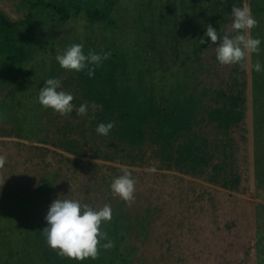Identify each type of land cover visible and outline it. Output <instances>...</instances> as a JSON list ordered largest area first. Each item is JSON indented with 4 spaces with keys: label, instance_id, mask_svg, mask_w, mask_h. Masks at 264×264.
Instances as JSON below:
<instances>
[{
    "label": "trees",
    "instance_id": "trees-1",
    "mask_svg": "<svg viewBox=\"0 0 264 264\" xmlns=\"http://www.w3.org/2000/svg\"><path fill=\"white\" fill-rule=\"evenodd\" d=\"M37 1L42 2L40 11L52 22H67L71 17H83L90 23L103 24L107 33H120L112 18L120 0H87L89 4L86 6L79 0ZM244 1H219L223 8L211 24L219 35L226 33V26L233 22V6L244 7ZM198 16L194 8L191 17ZM32 18L30 12L25 20H11L0 12V54H19L22 60L28 57L26 48L19 44L18 32ZM168 31L174 41H179L182 34H177L175 24ZM205 32L206 28H193L190 36L193 47L191 54H185L181 61L175 56L174 64L170 67L162 65L161 74L157 77H153L157 72L155 68L133 70L128 54L118 45L97 50L96 53L101 55L110 52V58L101 62L92 77L87 74V69L78 72V83L84 96L92 105L95 104L96 118L92 124L97 128L101 123L114 122V127L107 136L98 134L95 128L94 135L83 141L76 138L58 141V147L75 156L62 155L66 166L59 165L42 171L38 179L27 186L0 183V218L10 221V226H0V232L19 233V240H14V243L11 242L14 237L6 241V236L0 233V247L4 245L7 250L9 247L20 249L24 240H28L30 246L50 252V255L55 256L54 262L60 264H71L72 261L77 264H102L105 260L113 263L115 257L122 258V248L131 240L135 241L134 246L145 247L148 253L153 252L155 241L167 244L168 252L188 246L186 223L180 225V214H175V207L176 202L185 206L188 201H192V196L196 197V187L188 191L192 196L186 194V197L190 195L185 199L187 201H179L172 192L153 198L150 188L146 192L139 188L140 178L146 173L131 170L136 180V192L135 202L129 207L126 202L110 194V185L115 177L104 172V164L96 160L116 161L120 158L122 163L129 166L153 167V159H156V167L161 170L202 179L209 185L229 192L245 191L246 159L243 157L245 146L242 139L246 137V70H242L239 65H221L216 58L217 45L205 37ZM201 38H205V44L200 43ZM157 49L160 55H164L161 47ZM172 51L178 54L179 44L172 46ZM144 72L152 77L147 80ZM20 88L23 90L24 85L20 84ZM21 97L18 100L15 96L10 100L5 96L0 97V111L3 113L0 117L9 118L13 131L22 138L34 139L32 125L40 123L42 117L47 119L49 125L56 127L54 113L49 115V112L39 109L35 111L30 100L24 101ZM9 101L15 105L14 109L8 107ZM48 139L53 141L54 137L49 136ZM89 145L92 146L91 151L87 148ZM66 169H73L82 177L79 194L74 193L73 189L64 188ZM121 174L119 168L116 176ZM158 175L152 171L148 173L149 178ZM58 198L78 199L95 208L109 204L113 217L111 222L102 225V230L114 242L112 252L106 254L101 247L98 259L77 261L61 257L50 248L43 229L47 226L45 217L50 205ZM166 217L175 224L168 225ZM29 225L33 229H28ZM107 242L104 240L101 244ZM109 254L111 257L106 256Z\"/></svg>",
    "mask_w": 264,
    "mask_h": 264
},
{
    "label": "rangeland",
    "instance_id": "rangeland-1",
    "mask_svg": "<svg viewBox=\"0 0 264 264\" xmlns=\"http://www.w3.org/2000/svg\"><path fill=\"white\" fill-rule=\"evenodd\" d=\"M29 1L0 0V12L5 13L11 20H25L30 12L33 15L18 32L19 44L26 48L28 57L22 60L19 54H0V97L5 96L10 100L15 96L18 100L22 95L21 99H29L35 111L39 109L49 112V115L54 113L56 127L49 125L47 119L42 117L40 123L32 125L34 139H27L12 130L13 125L9 118L0 117V155L7 157L4 168L0 169V183L4 185L27 186L37 180L42 171L59 165L66 166L62 155H75L58 147V141L71 138L83 141L94 135L96 127L92 121L96 116L92 103L82 92L78 83V72L63 69L59 65L56 60L58 50L63 52L71 44L79 43L87 54L90 49L97 52L108 46L118 45L128 54L133 70L142 67L155 68L157 72L153 77H157L161 74L162 65L170 67L174 64L175 56L181 61L187 54H191V30L205 29L223 8V5L219 4V1L223 0H120L112 14L120 33H107L103 24L90 23L83 17H71L67 22H52L40 11L42 2ZM79 1L85 6L89 4L87 0ZM243 6H247L259 22L258 26L251 30V36L261 39V52L259 55L250 54L246 70V137L242 139L245 146L243 157L246 159L245 191L229 192L209 185L202 179L190 178L180 172L161 170L156 167V159H153V167L159 175L150 178L148 173L153 167L129 166L122 163L120 158L116 161L96 160L104 164V172L115 178L121 166H127L133 172L140 170L146 173L140 178L139 188L145 192L150 188V196L153 198L172 192L176 199L184 201L191 195L188 191L196 187V197L191 195L192 201H188L185 206L176 202L175 207V214H180V225L186 223L189 235L187 247L168 252L167 244L155 241L153 252L148 253V250L145 252V247L134 246L135 241L131 240L122 248L123 252L120 251L122 258L115 257L113 263L105 260L102 264H264V74L256 72L254 68L257 60L264 66V0H245ZM32 7L36 8L30 11L29 8ZM194 8L200 15L196 18L191 17ZM173 24L177 27V34H182L179 41H174L172 35L168 34ZM231 25L232 22L226 26V33L235 35L231 31ZM177 44L179 52L173 54L172 46ZM158 47L162 48L164 55H160ZM212 56L211 54L210 57ZM181 72L184 73L183 70ZM150 77L152 76L147 73V80ZM48 78H60L61 89L58 90L73 94L72 103L76 107L82 104L81 101L88 104L87 114L78 116L74 108L69 115L61 116L51 108H44L38 102V94ZM20 84L24 85L23 90ZM8 103V107L14 109L15 105L11 104V101ZM0 114L3 115L1 111ZM45 131L49 135H46ZM49 136L54 137V140L47 141L50 140ZM87 148L92 150L90 145ZM81 158L95 161L89 157ZM68 169L65 171L64 188L73 189L74 193L79 194L78 187L82 177L80 178L73 169ZM110 194L112 195V192ZM186 194L190 195L186 197ZM166 219L168 225L175 224L167 217ZM3 225L10 226V221L0 218V226ZM28 229L33 227L29 225ZM0 233L6 236V241L10 237H14L11 239L12 243L19 240L17 232L2 230ZM20 243L19 241L18 246ZM103 251L108 254L112 252V248ZM114 255L112 254V257ZM50 256V252L30 246L28 240H24L20 249L9 247L7 250L4 245L0 247V264H60L54 262V255L52 260L49 259ZM106 256L111 257L110 254ZM74 262L71 264H77Z\"/></svg>",
    "mask_w": 264,
    "mask_h": 264
},
{
    "label": "clouds",
    "instance_id": "clouds-1",
    "mask_svg": "<svg viewBox=\"0 0 264 264\" xmlns=\"http://www.w3.org/2000/svg\"><path fill=\"white\" fill-rule=\"evenodd\" d=\"M233 22L231 31L235 35L224 33L219 35L211 24L206 26L205 37L216 44V58L221 65H239L242 70H247L250 54H260L261 39L253 38L251 30L258 26V21L252 16L250 9L233 6ZM205 44V38L200 39ZM111 53L97 54L94 50L84 53L83 45L73 43L63 52L58 50L56 60L61 68L82 72L87 69V74L92 77L95 69L103 60L110 58ZM92 65L93 67H90ZM255 71L264 74V66L259 60L254 65ZM61 89L60 78H48L38 94V102L44 108H51L61 116L69 115L75 108L78 116L88 112V104L76 107L72 102L74 95ZM95 108V104L92 105ZM114 127V122L99 124L96 128L98 134L107 136ZM7 162L5 155H0V169ZM150 171L155 172V168ZM118 177L114 178L110 188L114 197H118L130 207L135 202L136 180L127 166H121ZM113 211L109 204L95 208L78 199L58 198L52 202L45 217L47 226L43 229L47 244L58 255L72 260L83 261L87 258L98 259L101 247L105 250L114 247V242L109 240L107 232L102 230V225L111 222ZM107 243L101 244V241Z\"/></svg>",
    "mask_w": 264,
    "mask_h": 264
}]
</instances>
